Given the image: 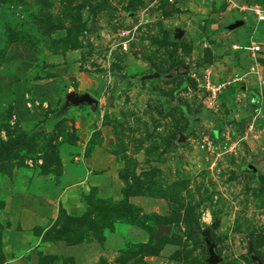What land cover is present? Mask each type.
<instances>
[{
	"label": "rangeland",
	"instance_id": "obj_1",
	"mask_svg": "<svg viewBox=\"0 0 264 264\" xmlns=\"http://www.w3.org/2000/svg\"><path fill=\"white\" fill-rule=\"evenodd\" d=\"M253 7L264 0H0V59L18 42L33 57L18 62L50 89L0 103V264H207V229L220 264L264 262V24ZM237 20L247 24L227 29ZM254 42L255 55L244 49ZM153 71L171 78L133 81ZM206 79L224 84L213 104ZM67 93L97 105L62 110ZM33 176L52 178L58 202L22 234L7 203ZM69 187L79 209L59 202Z\"/></svg>",
	"mask_w": 264,
	"mask_h": 264
},
{
	"label": "crops",
	"instance_id": "obj_2",
	"mask_svg": "<svg viewBox=\"0 0 264 264\" xmlns=\"http://www.w3.org/2000/svg\"><path fill=\"white\" fill-rule=\"evenodd\" d=\"M253 20L256 21L255 18H253ZM230 23L231 22H228L227 24L229 25ZM246 24L247 20H244L243 25ZM242 33L244 32L240 31V35ZM1 43L2 40L0 33V45ZM19 59L33 60V57L27 48L21 46L18 42H14L10 45L5 58L0 59V103H25L26 95H28L29 92H32L33 89L37 91L47 89V93H50L48 85L44 86L41 80L35 79L37 76L36 70H33L30 64L25 63L24 61L18 62ZM1 117L2 114L0 115V121ZM64 167V172L68 168L72 169L66 165H64ZM65 176L66 175H63V183H67L66 181L72 178V175H67L66 179ZM50 179L52 178L49 177L44 179L42 177L33 176L28 179L19 180V183L16 186V191H18L17 194H15V197L12 200H9L7 203V210L11 211L9 213L15 214V218L17 214V219L21 221V227L24 230L19 231V233L24 234L25 229L29 230L31 227L37 226L43 218L54 219L55 215L53 213L51 204L57 203L58 198L51 197L50 195L52 191V183L50 182ZM46 185L50 186V192H48V190L45 192V188L43 187ZM29 188H31V191H33L32 193L28 191ZM12 189L14 191L15 186ZM77 193L78 192L75 189H72V187H69V189L66 191L63 189L58 195L59 202L65 205L66 201L74 200L76 206L75 208L79 209L80 198L77 196ZM54 198L56 200L53 201ZM73 209L72 212L74 213ZM25 236L27 235L25 234ZM14 237L16 236L14 235ZM13 240V237L12 240L7 239V247L11 246V244L15 246L16 241ZM27 244H29L28 238H21L20 245L27 246ZM58 248L59 245L56 244H49L47 247V249H54L55 251H57ZM67 251L68 249H66V252Z\"/></svg>",
	"mask_w": 264,
	"mask_h": 264
},
{
	"label": "water",
	"instance_id": "obj_3",
	"mask_svg": "<svg viewBox=\"0 0 264 264\" xmlns=\"http://www.w3.org/2000/svg\"><path fill=\"white\" fill-rule=\"evenodd\" d=\"M242 25H243V21L237 20L233 23H230L227 26V29L232 30V29H235V28L240 27ZM182 36H183V31L180 29L177 30V32L175 33V37L181 38ZM187 69H188L187 66L182 67L181 75H183V76L186 75ZM170 78H171V75L168 73L163 74L159 71H153L150 74L141 75V76L137 77L136 79L138 80V82H144V81L159 80V79L168 80ZM81 104H90V105L95 107L97 105V101L95 98H93L91 95H89L87 93L81 94V95H77L75 93H67L65 95V100H64V104L62 106V110H66L69 107L78 106ZM185 140H186L185 136L180 133L179 137L177 139V144H182L185 142ZM248 169H250L252 172H257V169H255L251 165H248ZM216 226H217V223H213L211 225V229H214ZM202 236H203V242L207 247L206 263L207 264H220L221 257L216 252V243L214 241H212V239H211L210 230L209 229L205 230L202 233ZM250 258L255 264H264V262L261 260V258H259L255 254H252Z\"/></svg>",
	"mask_w": 264,
	"mask_h": 264
},
{
	"label": "built area",
	"instance_id": "obj_4",
	"mask_svg": "<svg viewBox=\"0 0 264 264\" xmlns=\"http://www.w3.org/2000/svg\"><path fill=\"white\" fill-rule=\"evenodd\" d=\"M249 11H251L256 19V22L264 24V10L259 8V7H253V8H248ZM122 37H126V33L123 32L121 34ZM126 43V42H125ZM245 50L249 51L253 55L260 53L262 51V45L261 43H252L251 46H246L244 47ZM224 84L220 83H211L208 79L204 81L203 88L206 90L208 97L210 98L209 103L213 104L219 93L222 91V87Z\"/></svg>",
	"mask_w": 264,
	"mask_h": 264
},
{
	"label": "trees",
	"instance_id": "obj_5",
	"mask_svg": "<svg viewBox=\"0 0 264 264\" xmlns=\"http://www.w3.org/2000/svg\"><path fill=\"white\" fill-rule=\"evenodd\" d=\"M3 49H4V53L3 52ZM5 51H6V48L3 46V48H0V58H2L5 54ZM138 76L136 77H133V81L134 82H138V80L136 79ZM37 79V78H36ZM83 199L87 202H90V203H93L94 201L91 199V197L87 194L83 195Z\"/></svg>",
	"mask_w": 264,
	"mask_h": 264
}]
</instances>
